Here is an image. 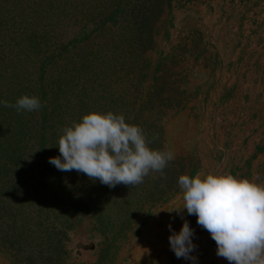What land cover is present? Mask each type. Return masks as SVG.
<instances>
[{
  "label": "rangeland",
  "instance_id": "rangeland-1",
  "mask_svg": "<svg viewBox=\"0 0 264 264\" xmlns=\"http://www.w3.org/2000/svg\"><path fill=\"white\" fill-rule=\"evenodd\" d=\"M235 10L232 0H0V100L55 90L57 140L83 115L113 111L175 157L133 187L59 170L58 188L54 165L27 148L0 169V264H194L169 243L185 220L195 264H229L197 217L174 209L182 174L264 181V67L234 61Z\"/></svg>",
  "mask_w": 264,
  "mask_h": 264
},
{
  "label": "clouds",
  "instance_id": "clouds-1",
  "mask_svg": "<svg viewBox=\"0 0 264 264\" xmlns=\"http://www.w3.org/2000/svg\"><path fill=\"white\" fill-rule=\"evenodd\" d=\"M0 105L14 107L18 113L42 107L38 96L27 94L15 104L0 100ZM57 145L60 155L50 158V164L60 171L83 173L112 188L139 185L150 173L163 176L175 158L170 150L151 147L141 126L126 122L124 114L113 111L93 110L83 115L63 128ZM178 184L183 205L174 210L182 216L186 209L188 215L197 217V224L216 242L219 257L229 264H264V181L255 174L240 177L217 168L182 174ZM193 235L185 220L178 233L172 232L169 243L178 259L195 264Z\"/></svg>",
  "mask_w": 264,
  "mask_h": 264
},
{
  "label": "trees",
  "instance_id": "trees-1",
  "mask_svg": "<svg viewBox=\"0 0 264 264\" xmlns=\"http://www.w3.org/2000/svg\"><path fill=\"white\" fill-rule=\"evenodd\" d=\"M42 107L38 111L18 113L14 109L0 110V169L3 163L19 159L27 148L33 150L34 155L50 160L60 155L58 140L56 139L57 117L55 112L58 109V102L55 101V90L50 93L45 89L41 94ZM7 113H10L7 115ZM26 119L28 122H23ZM49 177L58 188L64 186L59 170L54 166L48 168ZM22 182V181H21ZM23 183V182H22ZM46 184H37V187ZM46 187V186H45ZM14 188V186L12 187ZM23 189L28 190L27 184L20 187V195L23 196ZM53 191V188L48 190ZM10 197H13L9 193ZM14 196V200L21 203V199Z\"/></svg>",
  "mask_w": 264,
  "mask_h": 264
},
{
  "label": "crops",
  "instance_id": "crops-1",
  "mask_svg": "<svg viewBox=\"0 0 264 264\" xmlns=\"http://www.w3.org/2000/svg\"><path fill=\"white\" fill-rule=\"evenodd\" d=\"M235 10V20L232 23V37H225V43L230 47V53H236V61L238 66H250L255 61L260 67H264V58L253 60L250 56V51L253 48V42L264 36V27H259V24H264V0H232ZM253 5H257L254 9L257 11L255 15V24L252 18ZM260 5V6H258ZM233 16V15H232ZM263 26V25H262ZM243 36V37H242ZM264 39V38H263ZM264 41V40H263ZM242 57V58H241ZM226 59V58H225ZM224 59V60H225ZM262 73V72H261ZM248 76V74H247ZM251 76L248 78L250 82ZM252 82V81H251ZM262 87V86H261ZM260 87V89H261ZM259 89V87H257ZM264 105V104H263ZM262 106V105H261Z\"/></svg>",
  "mask_w": 264,
  "mask_h": 264
}]
</instances>
